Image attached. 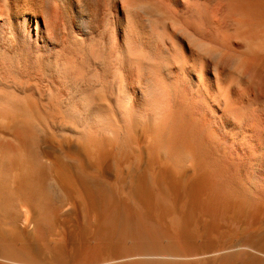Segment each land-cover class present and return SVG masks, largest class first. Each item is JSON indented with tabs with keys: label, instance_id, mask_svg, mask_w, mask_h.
Here are the masks:
<instances>
[{
	"label": "bare ground",
	"instance_id": "1",
	"mask_svg": "<svg viewBox=\"0 0 264 264\" xmlns=\"http://www.w3.org/2000/svg\"><path fill=\"white\" fill-rule=\"evenodd\" d=\"M0 264H264V0H0Z\"/></svg>",
	"mask_w": 264,
	"mask_h": 264
}]
</instances>
